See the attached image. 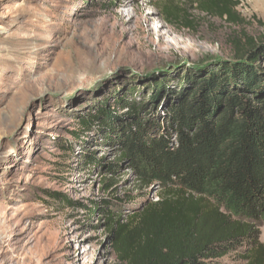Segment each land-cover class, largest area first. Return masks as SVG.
<instances>
[{
    "label": "rangeland",
    "instance_id": "1",
    "mask_svg": "<svg viewBox=\"0 0 264 264\" xmlns=\"http://www.w3.org/2000/svg\"><path fill=\"white\" fill-rule=\"evenodd\" d=\"M170 6L185 17L165 20ZM197 7L198 0H0V264H120L104 215L90 220L84 206L128 194L155 202L157 191L125 165L107 173L118 153L98 130L102 114L123 116L120 99L148 101L161 80L176 89L189 73L234 62V40L264 36V0H243L234 23Z\"/></svg>",
    "mask_w": 264,
    "mask_h": 264
},
{
    "label": "trees",
    "instance_id": "2",
    "mask_svg": "<svg viewBox=\"0 0 264 264\" xmlns=\"http://www.w3.org/2000/svg\"><path fill=\"white\" fill-rule=\"evenodd\" d=\"M242 1L198 0L197 8L234 23ZM163 15L186 13L170 6ZM233 56L201 77H181L176 89L155 83L148 101L120 99L125 115L110 109L99 119L118 153L107 173L125 165L157 191L155 202L128 194L84 206L90 220L104 215L120 264H264V36L234 40Z\"/></svg>",
    "mask_w": 264,
    "mask_h": 264
}]
</instances>
